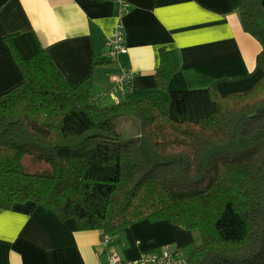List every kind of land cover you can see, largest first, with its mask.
Segmentation results:
<instances>
[{"label":"trees","instance_id":"16d2710c","mask_svg":"<svg viewBox=\"0 0 264 264\" xmlns=\"http://www.w3.org/2000/svg\"><path fill=\"white\" fill-rule=\"evenodd\" d=\"M238 15L262 46L253 71L170 90L180 64L163 47L157 88L127 86L105 107L92 76L69 83L34 32L3 37L22 80L0 93V211L31 201L109 246L167 220L200 235L184 264H264V0H242ZM122 117L139 121L137 137L123 138Z\"/></svg>","mask_w":264,"mask_h":264},{"label":"crops","instance_id":"0c3cea01","mask_svg":"<svg viewBox=\"0 0 264 264\" xmlns=\"http://www.w3.org/2000/svg\"><path fill=\"white\" fill-rule=\"evenodd\" d=\"M241 1L0 0V93L22 80L3 37L31 31L72 85L92 76L100 86L106 76L112 104V76L122 68L131 73L128 90L157 88L155 72L163 47L174 51L180 64L170 90L206 88L240 77L255 69L262 50L241 26ZM118 24L127 52L119 55L120 61L95 65L97 57H106L105 41ZM260 26L264 30V18ZM193 235L167 220H142L119 232L110 248L123 262L166 247L185 254L182 248L194 244ZM101 239L102 231H81L73 218L61 219L31 201L0 211V264H105Z\"/></svg>","mask_w":264,"mask_h":264},{"label":"built area","instance_id":"2783aa9c","mask_svg":"<svg viewBox=\"0 0 264 264\" xmlns=\"http://www.w3.org/2000/svg\"><path fill=\"white\" fill-rule=\"evenodd\" d=\"M114 1L123 2V0ZM105 46L108 49L106 57H109L110 59L127 52L121 24H118L112 30L111 34L105 41ZM130 76L131 73L127 68H122L112 76V81L115 84V87L111 96L116 103L120 101L121 95L127 90ZM101 243L104 247H107V261L105 264L125 263L121 260L119 254L110 248L108 237L102 238ZM127 264H184V255L179 248L166 247L160 253L146 254L139 260L127 262Z\"/></svg>","mask_w":264,"mask_h":264},{"label":"rangeland","instance_id":"374dc122","mask_svg":"<svg viewBox=\"0 0 264 264\" xmlns=\"http://www.w3.org/2000/svg\"><path fill=\"white\" fill-rule=\"evenodd\" d=\"M107 50H108L107 47H105V52H107ZM121 57L122 56H119V58L118 57L117 58L114 57V58H111V59H114V62H116L117 60L120 61L122 59ZM100 72H101V70H100ZM107 80H108V78L106 76H103V78L99 82L100 86H97L96 84H93L94 97L96 99L97 104L100 105L101 107L110 106L113 103L110 100V98H109V95H110V92H111V90L109 92V88L111 86V83H107L108 82ZM111 88L113 89V87H111ZM104 93H105V95H104ZM98 95H101L100 97H102V98H97V97H99ZM105 96H106L105 100H102ZM116 123H117V129L119 130V132L122 134L123 138H125V139L135 138V137L138 136V134L140 132L139 121L137 119H135V118L122 117V118L117 119ZM193 236H194V242H193L194 244H192V246L190 248L188 246H185V247L182 248L183 251H185V253H188V251L192 247H194L195 245L200 243V235H199V233L194 232ZM115 237H114V239H115ZM172 247H175V246L173 245ZM106 259H107V257H106ZM130 262H132V261H130ZM124 264H127V262H125Z\"/></svg>","mask_w":264,"mask_h":264}]
</instances>
